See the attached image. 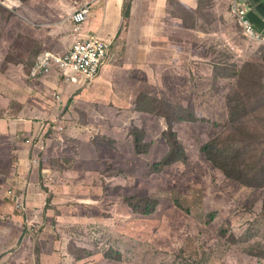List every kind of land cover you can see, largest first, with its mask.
<instances>
[{
  "label": "rangeland",
  "instance_id": "rangeland-1",
  "mask_svg": "<svg viewBox=\"0 0 264 264\" xmlns=\"http://www.w3.org/2000/svg\"><path fill=\"white\" fill-rule=\"evenodd\" d=\"M115 6L119 29L112 43L111 65L128 50L129 42H148L169 51L186 39L196 49L202 48L194 33H190L194 38L185 37L183 30L190 29L196 18L212 22L201 8L197 14L187 10L189 16L180 30L176 7L170 3L119 0ZM10 19L11 13L3 9L0 32ZM63 31L69 34L68 27ZM214 37L209 51L198 50L206 55L202 59L214 63H206L212 71L202 69L198 78L191 71L193 65L183 58L168 65L184 77L170 81L174 87L168 91L173 95L157 89L149 96H117L118 87L111 86L110 79L105 85L111 88L102 91L95 82L80 89L69 85L61 105L55 103L53 95L58 90L54 88L50 94L42 91L43 101L52 102L47 108L33 98L26 100L35 106L31 111L37 119L48 116L46 129L28 137L36 153L26 169L33 168V161L37 165L43 160L46 170L60 175L48 192L69 195L78 202H69L61 216L46 211V204L35 209L38 215L30 213L22 220L16 211L25 215L19 199H24L26 189L17 192L14 185L8 186L0 197V264L9 257V261L36 264L35 255L39 259L42 253H50L53 243L60 255L57 263L69 256L71 264L77 260L87 264H264V44L247 42L236 27L218 31ZM160 66L164 70L166 65ZM121 76L115 68L112 77L119 81ZM164 101L179 109L164 106ZM129 105L132 109L125 110ZM156 113L161 117L154 118ZM33 114L27 121L34 124ZM135 126L144 130L146 145L141 149L146 154H133ZM163 130L176 134L187 162L156 170L152 166L171 153V140ZM237 135L243 141H234ZM112 139L116 145L109 143ZM212 141L217 142L212 151L219 157L217 165L203 149ZM236 154L244 163V182L226 177L220 168L230 164L227 156ZM19 166L12 168L17 177ZM27 181L34 183L32 178ZM127 197L139 198L142 210H155L149 215L136 213L124 202ZM72 214L86 223L69 224L65 217ZM21 233L28 237L26 245L19 240ZM19 248L30 249V255Z\"/></svg>",
  "mask_w": 264,
  "mask_h": 264
},
{
  "label": "crops",
  "instance_id": "crops-1",
  "mask_svg": "<svg viewBox=\"0 0 264 264\" xmlns=\"http://www.w3.org/2000/svg\"><path fill=\"white\" fill-rule=\"evenodd\" d=\"M76 1L83 3V1L85 2L86 0ZM118 1L119 0H91L92 10L89 20L83 25L80 33L77 34L73 33L70 20L72 0H23V3L20 5L21 8L16 12L17 15L12 16L9 23L3 29V34L0 37V98L4 99V103L0 100V107L9 110L12 100H18L33 110L35 106L28 105L26 102V100L33 98L36 104H41L43 107L47 108L52 102L43 101L42 91L44 90L46 92V90L60 87L56 75H50L39 80L29 79L28 81L25 77V65H32L35 57L40 51L48 50L57 54H62L66 52L76 40L87 37L88 35H97L111 44L109 56L100 71V75L95 81L96 85L93 84L97 87L98 91L117 85V96L120 95L124 97L136 96V94L139 93L149 96L151 95V90L157 91V89L165 90V95H173V92L168 91V89L174 87V84L170 83V81H174L179 76L182 78L184 77L180 75L175 68L169 69L168 65L181 63L180 58L185 59V61L188 59V63L193 65L191 71L193 73L197 72V77L200 78V70L212 71L210 64L214 63L210 60L202 59V57H206V55L202 52H198V50L204 49L209 51L210 45L215 43L214 36L218 31L227 32L231 31L232 27H236L241 35H244L243 29L238 28L236 17L232 12L231 0H208L206 5L202 3L203 0H158L160 6H163V3L166 2L176 7L175 18L179 22L180 30H183L181 29V22H184L189 16L187 10H191L193 14H197L199 8H201L202 12L208 13L212 18L210 24L201 18H196L193 19L190 29L183 30L185 32V37L191 36L190 33H194L196 36L195 38L201 41V44L204 46L196 49L192 43L187 42L185 39L183 41L184 43H180L179 48L168 51L157 45L148 46V42H129V48L127 47L128 50L119 56L117 61L111 65L113 59L112 43L119 29V25L113 14L116 8L115 3ZM252 1L258 7L259 3L255 0ZM99 4H101V7L94 10ZM245 4L249 12L250 9H252L251 2L246 0ZM67 27L69 28V34L63 31L64 28ZM204 31H208L209 33L205 34ZM191 37L194 38L193 36ZM244 37L246 36L244 35ZM202 40L207 41L209 44L206 45ZM246 41L252 44H264V42H255L247 38ZM31 42L32 44L30 45ZM121 44L123 47L124 44L122 42ZM139 44L143 45L139 46ZM34 48H36V51L30 55V50ZM192 50L195 51L196 54ZM8 57H12L15 61H7ZM6 64L9 67L13 66L14 71L11 69H6L4 71ZM161 64L166 65L164 70H162ZM115 68H118L122 73L119 81L116 77H112ZM163 73L164 76L162 75ZM213 76L215 79V70H213ZM189 78H191V76ZM110 79L114 81L112 85H105L108 84ZM77 88H79V86L74 85L71 89ZM67 91L68 88L65 93ZM132 106L133 105H129L125 110L132 109ZM47 118L48 116H45L43 120L37 119V122L34 124L28 122L27 118L22 116L20 119L8 117L6 120H0V138L4 136L3 131H6L9 126V131H14V133L11 132L10 135L5 137L6 143L9 144L13 156L18 155L22 157L24 152L26 153L24 146L27 147V145H30L26 143V140L30 139L28 138L29 135L36 133L37 130L39 132L42 128H45L44 122ZM20 144L21 146H19ZM31 149L33 150L32 146ZM4 150L9 153L7 147H4ZM33 164H35L34 161ZM16 165L19 166L20 162L18 161ZM30 165L31 161L28 167H30ZM16 175L17 170L12 169L11 176L16 177ZM18 181L19 178L16 177L14 185L18 186L22 191L26 189V199L27 195L29 200L36 196L37 203L39 201L38 194L42 192L41 188L27 180L24 183ZM10 184L12 183L9 182L8 185ZM0 187L3 186L1 185ZM49 189H54L53 184L49 186Z\"/></svg>",
  "mask_w": 264,
  "mask_h": 264
},
{
  "label": "trees",
  "instance_id": "trees-1",
  "mask_svg": "<svg viewBox=\"0 0 264 264\" xmlns=\"http://www.w3.org/2000/svg\"><path fill=\"white\" fill-rule=\"evenodd\" d=\"M1 1L8 7V9L2 8V10H1L2 17H1L0 21L3 18V9H6V11L9 14L11 13V18H12L13 15L16 16V12H18V10L21 8L20 5L23 3V0H1ZM255 1L257 3H259L258 9L264 14V0H255ZM4 28H5V24H4V26L0 32V37L3 34ZM72 28H73V24H72ZM242 36L244 37V35H242ZM245 38H247L249 40V38L247 36ZM31 44H32V42L30 43V45ZM35 51H36V48H34L33 50H30V55H32V53ZM43 51H48V50H43ZM43 51H40L37 54V56L35 57L34 63H32V65L31 64L25 65V77L28 81L30 79L32 67L35 64V61L37 60L38 55ZM7 61H15V60H13L12 57H8ZM6 69L13 70L14 67L13 66L9 67L6 64L4 67V71ZM11 73H13V72H11ZM30 80H32V79H30ZM62 88L63 87L61 86V90H62ZM54 90L60 91V87L54 88ZM46 92L49 93V90H46ZM173 102H175V101H173ZM162 103L164 106H170L171 105V106L179 109V107L177 105H174L170 101L169 102L164 101ZM180 105L183 106V108L185 106L183 102H181ZM31 110L32 109L29 106H25L22 102H19L18 100H12V102L9 106V110H6V108L0 107V120H2V121L6 120V118H8L9 116L13 119L14 118L20 119L21 116L24 118H27L30 114H33L32 113L33 110L32 111ZM180 110L184 111V109H182V108H180ZM236 110H237V107H236ZM137 111L143 112L141 110H137ZM155 115H156V117H154V118H157V117L160 118L161 117L160 114L156 113ZM236 116H237V114L235 112L232 113V117L236 118ZM32 118H33V120H35V123H36L37 118L35 117V114H33ZM177 121L181 122L182 118H178ZM55 127H57V125L53 126L52 128L54 129ZM9 129H10V127L8 126L6 131H3L4 136L2 138H0V184L4 187V189H2L3 187H0V192L1 193L3 192L0 195V197L5 195L7 187L11 185V184L8 185L9 182L12 183V185H14V181H15V178L17 177V175H16V177L11 176V171H12V168L16 165V162H18L17 160H21V158H22L21 161L23 163L20 164V166L17 168L19 170L18 177L20 178V180L22 182H24L27 179L32 178V180H34L33 184H35L36 186H39L41 188L42 192L38 194L39 201L37 203H36V201H37L36 196H34V198L31 200H29L28 195H27V199H26V195H24V199H19V203L22 204L23 207L25 208V209H22V211L25 212V215H21L19 213V211H16V209L18 210V208H16V205H14L13 209L17 212V214L21 217L22 220H26L30 213H33L35 216L38 215V210L44 209L45 205L47 204V206L45 207L46 211L54 210L57 215L60 214V216H61L62 215V209H65L70 204L69 202H78V201L73 200L69 195H63V194H57V193L51 192V193L57 195L55 197L50 192H48V190H50L49 186L58 182L60 179V175H57L56 172H49L48 170H46V168L43 167L44 166L43 160H41V162L38 163L37 165L33 164L32 169H26L27 168L26 164L29 163V159L34 157V155L36 153V149L32 150L31 146L27 145V147L24 146V150L26 151V153L24 152V155L22 157H19L18 155H16V156L12 155L11 148L9 147V144H7L6 140H5V137L10 135L11 132L14 133V131H9ZM44 129H46V127ZM140 130L143 133H141ZM7 131H8V134H7ZM163 131H166V130H163ZM15 134H16V132H15ZM164 134L166 136H168L172 142V143L170 142L171 153L162 159V163L158 162L152 166V168H154L156 170H160V167L164 168V167L172 165L174 163H179V162L186 163L187 162V153H186L184 147L177 140L178 137L176 138V134L173 133L172 130H167ZM31 135L34 137L36 135V133H33ZM131 135L134 137V140L132 142L133 154H135V153L136 154H141V153L146 154L147 150L141 149L142 144L146 145L145 143L142 142V140L144 139V136H145L144 130H142L140 127L135 126L133 128V131L131 132ZM233 140L236 142L243 141V139L241 137H239L238 135L236 137H234ZM108 141L111 145H116L115 140L112 139V140H108ZM8 143H9V141H8ZM216 145H217V142L212 141V142H209L203 146V149L205 150L207 157L215 165L219 164L218 163L219 157L212 153V151H213V149H215ZM4 147H7V149L9 150V153L4 150ZM48 151H49V149H48ZM38 157L41 158L40 153H39ZM225 159L227 161H229L230 164L227 166H222L220 168L222 169V171L224 172L226 177L237 180V181L242 180V182H244L242 179V178H244V174L242 172V167L244 166V163L241 162L242 161L241 157L236 154L233 157L227 156ZM22 170H25V171L21 175ZM29 170L31 172H29ZM111 176H113V175H111ZM41 178L44 180L43 184L41 182L42 181ZM13 188H14V191L16 190L17 192L22 190V189H19V187L15 186V185ZM60 202H65V203L62 205H58L57 203H60ZM124 202H126L127 204L132 206L133 210L136 213H140L143 215H149L152 212L151 209L155 210V207H152L151 209L142 210L140 207H138L140 202H139V198H137V197H135V199H134V197L133 198L127 197L124 200ZM54 206H57V209ZM179 207H181V205H179ZM35 209H38V210L35 211ZM41 214L43 215V212H41ZM65 218L69 224L86 223L85 218L78 217L74 214L67 216ZM211 221H212V219H211ZM102 222H105V221H102ZM109 224L110 223L107 222L108 226H109ZM124 224L127 225L128 222L124 221ZM23 233H25V230ZM23 233H21L19 240L22 241L23 245H26L28 237L24 236ZM38 248L41 249L40 246ZM17 251L24 252V253L28 252V254L30 255L29 252L31 250L29 249V251H25V248H23V249L19 248V249H17ZM58 256H60V255H59V253L56 252V244L53 243V249L51 250L50 253H48V254L42 253L39 259H37V256L35 255L36 264H64L65 262H66V264H71L69 256L67 257V260L63 257L60 258V261H59L60 263H57V257ZM9 259H10V257H9ZM9 259L4 264H25V261L13 262V261H9ZM11 260H13V258H11ZM86 262L87 261H79V260L75 261L76 264H87Z\"/></svg>",
  "mask_w": 264,
  "mask_h": 264
},
{
  "label": "built area",
  "instance_id": "built-area-1",
  "mask_svg": "<svg viewBox=\"0 0 264 264\" xmlns=\"http://www.w3.org/2000/svg\"><path fill=\"white\" fill-rule=\"evenodd\" d=\"M246 0H231V9L236 17V22L243 29L244 35L255 42H264V34L259 33L251 21L247 18L248 9ZM72 10L70 20L73 24V33L79 34L84 24L87 23L91 15V0L78 2L72 0ZM2 8L8 7L0 0V19L2 17ZM110 43L97 35H88L79 38L64 53L57 54L52 51L41 52L34 66L32 67L30 79L39 80L49 75H56L57 80L63 85L71 84H91L99 75L105 64L109 52ZM63 94L61 91L54 93L53 97L57 105L63 103ZM27 144H32L30 139Z\"/></svg>",
  "mask_w": 264,
  "mask_h": 264
},
{
  "label": "water",
  "instance_id": "water-1",
  "mask_svg": "<svg viewBox=\"0 0 264 264\" xmlns=\"http://www.w3.org/2000/svg\"><path fill=\"white\" fill-rule=\"evenodd\" d=\"M252 5V9L247 14V18L251 21V23L255 26L258 32L264 34V14L258 9L257 5L249 0Z\"/></svg>",
  "mask_w": 264,
  "mask_h": 264
},
{
  "label": "clouds",
  "instance_id": "clouds-1",
  "mask_svg": "<svg viewBox=\"0 0 264 264\" xmlns=\"http://www.w3.org/2000/svg\"><path fill=\"white\" fill-rule=\"evenodd\" d=\"M99 75H100V73H99ZM99 75H98V76H99ZM96 79H97V78H96ZM96 79H95L91 84H93V83L96 81ZM60 83L62 84V82L59 81V84H60ZM75 85H78V86H79L78 89H80L81 87L84 86V85H82L81 83H80V84H75ZM89 85H90V84H89ZM61 86L63 87L62 89L64 90V94H65V91H66V89L68 88V86H65V85H63V84H62ZM87 86H88V85H87ZM58 92H59V91H58ZM64 94H63V95H64ZM63 97H64V96H63ZM63 101H64V99H63Z\"/></svg>",
  "mask_w": 264,
  "mask_h": 264
}]
</instances>
